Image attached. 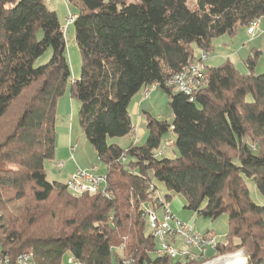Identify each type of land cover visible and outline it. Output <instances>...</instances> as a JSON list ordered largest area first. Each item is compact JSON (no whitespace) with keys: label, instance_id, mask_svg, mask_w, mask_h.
<instances>
[{"label":"trees","instance_id":"trees-1","mask_svg":"<svg viewBox=\"0 0 264 264\" xmlns=\"http://www.w3.org/2000/svg\"><path fill=\"white\" fill-rule=\"evenodd\" d=\"M66 2L76 9L80 55L69 96L79 104V127L105 167V183L75 196L66 183L46 179L57 101L70 77L64 32L45 0H0L1 254L12 262L31 252L35 264H61L65 254L81 264L200 263L155 254L145 209L159 210L179 194L198 217L227 216L218 255L243 250L247 264H264V72H255L261 51L243 61L247 72L228 60L205 65L192 101L168 86L201 53L211 54L213 39L234 37L263 18L264 0ZM48 50V61L36 65ZM152 85L167 96L171 121L146 112L143 144H109L131 133L129 104ZM167 135L174 137L173 158L157 156ZM247 179L262 205L252 200Z\"/></svg>","mask_w":264,"mask_h":264},{"label":"rangeland","instance_id":"rangeland-1","mask_svg":"<svg viewBox=\"0 0 264 264\" xmlns=\"http://www.w3.org/2000/svg\"><path fill=\"white\" fill-rule=\"evenodd\" d=\"M47 7L50 10L56 12L58 19L61 23L62 29H64L65 45H66L65 54L70 69V77L67 83L66 91L64 95L59 99L65 102L71 100L69 96V89L71 82H73L74 80H78L80 75L79 50L77 48L74 39L73 24L68 20L72 15L76 13V9L74 8L73 5L66 2V0H50V3L47 4ZM258 21L261 24L260 31L257 30L253 36H248L246 34V28H242L238 30L237 34L234 37L223 35L213 39L212 52L210 54V59L207 61L208 66L217 67L222 63H224L226 60H228L232 62L240 72H247L246 66L243 61L247 58V56L250 54V51L252 49H258L259 51H261V56L257 61L255 72L258 74L264 72V17L259 19ZM192 48L194 50L195 55H199V50L195 46H192ZM50 55L51 52L50 50H48L42 57H40L36 61L35 64L42 65L46 63L50 58ZM140 99H142L141 91L136 96V98H134V100L131 102L130 105L132 124L133 126L134 125L137 126L136 129L137 132H134V138H131L132 133L123 138H112V139L109 138L107 140L109 144L110 143L116 144L120 148H126L129 145V143L133 141L135 145L143 144L147 136L145 117L144 116H143L144 118L142 117V122L137 123V116L135 113H133V106H134L133 103ZM247 100H250V97H247ZM73 101L77 103L79 109L78 102L76 100ZM146 103L149 104L148 107H146L147 109L145 110L153 118L159 121H166V122L171 121L172 114L168 106V98L162 91L158 89L154 90L153 93L150 95L149 99L146 100ZM65 111L67 114H69L68 103L66 104ZM65 111L62 108L59 109L58 117H56L58 121L57 123L60 126L62 124ZM55 134H56L55 151H57V154L54 155L53 160L46 161L45 163V171L47 173L46 179L48 181L50 182L57 181L56 178H57V174L59 173V171L56 169L57 162L63 163V166L65 168H68L69 166L78 165L79 167L81 166L83 169L88 166L87 168L89 169V167L95 165L98 167L99 173L101 174L105 173L104 165L99 162L95 151L89 145V143L85 139V136L79 127L78 115H77L76 124L74 126L72 149L69 150L67 146L60 145L62 144L61 141L62 134L60 133L59 129L55 132ZM173 138L174 137L172 135H167L164 137V140L167 141ZM164 143L165 142L161 144L158 151H162L164 157L173 158L174 156H176L177 153L175 149L171 147H166ZM246 183L252 200L256 204L262 205L263 199L260 196L257 189L255 188L254 183L249 179L246 180ZM158 194H160V197H163L162 190H160ZM184 205H185L184 198L179 194H174L172 195L168 208L170 212L174 216H176L177 219H179L180 221L188 222L191 219V224L195 232L204 235L211 234L215 236V238L219 243L225 242V236L228 233V224H227L226 215H221L215 220H209L206 218L198 217L193 212L184 209ZM160 213H161L160 210H158V214ZM210 253H212L211 255H213L212 251H209V254ZM238 254L242 255V257L246 259V264H247V257L245 256L243 250H235L233 252L224 253L217 256H219L221 260H223L226 257H231ZM69 257L70 256L68 254H65L62 258L61 264H68L67 260ZM213 261L217 263L216 262L217 259ZM220 261L217 264H220ZM196 264H200V263H196Z\"/></svg>","mask_w":264,"mask_h":264},{"label":"built area","instance_id":"built-area-1","mask_svg":"<svg viewBox=\"0 0 264 264\" xmlns=\"http://www.w3.org/2000/svg\"><path fill=\"white\" fill-rule=\"evenodd\" d=\"M45 3L48 4L49 0H45ZM74 18L75 16L72 15L68 19L69 22H72ZM258 27V21L252 22L246 28V34L248 36H253ZM62 30L64 32V29ZM207 58L208 54L201 53L197 60L190 62L180 72L174 74L168 82V86L172 91L183 93L189 98V101H192V94L201 86L202 72L205 69V61ZM153 89H155L153 85L144 88L145 97L148 95L149 91ZM133 130L135 131V128ZM164 142L166 147L172 148V140ZM162 155V151L157 152V156ZM56 168L61 170L63 168V163L58 162ZM104 183V175L99 173L97 166H93L88 170H77L70 177L66 186L67 190L72 195L77 196L84 193L95 194L104 186ZM159 210L161 212L160 214H158V210L145 209L148 230L156 240L155 254L157 256L181 261L194 258L201 261L200 264H217L221 260L215 251L218 243L215 236L195 232L191 223L180 221L170 212L168 204L163 203ZM209 251L213 252L212 256L209 255ZM227 258L230 257L221 260L220 264ZM216 259L217 263L213 261ZM67 263L81 264L73 257H69ZM0 264H35V261L31 252H25L17 255L11 262L8 257L3 256L0 251ZM244 264H246V259Z\"/></svg>","mask_w":264,"mask_h":264},{"label":"crops","instance_id":"crops-1","mask_svg":"<svg viewBox=\"0 0 264 264\" xmlns=\"http://www.w3.org/2000/svg\"><path fill=\"white\" fill-rule=\"evenodd\" d=\"M49 3H50V0H49ZM260 22H259V27L257 28V30L260 31ZM256 30V31H257ZM255 31V32H256ZM200 54V53H199ZM199 56V55H198ZM210 59V54L208 55V58L206 59L205 61V65L208 66L207 64V61ZM232 63V62H231ZM144 89L141 90V93H142V99L134 102V106H133V113L136 114L137 116V123H140L142 122V117L144 116V113H146L147 111L145 109H147L146 107H148V104L149 103H146V100L149 99L150 95L153 93L154 90H157L156 88L153 89V90H150L148 95L145 97L144 95ZM140 92V91H139ZM139 92L132 98L131 102L134 100V98H136V96L139 94ZM131 102L129 104V114H130V105H131ZM68 103L69 105V114L66 113L65 109H66V104ZM63 109L65 112H64V118L62 120V124L61 126L58 125V121H57V118H56V123H55V132L59 129L60 130V133L62 134V137H61V141H62V144H60L61 146H67L70 149H72V139H73V132H74V126L76 124V121H77V115H78V105L77 103H75L73 101V99L69 100V101H61L60 99H58L57 101V107H56V117H58V113H59V109ZM62 116V115H61ZM144 118V117H143ZM130 119H131V123H132V117H131V114H130ZM74 122V123H73ZM133 125V124H132ZM135 128V131L133 130ZM137 129V126L134 125L133 128H132V136L131 138H134V132H137L136 131ZM130 133V134H131ZM59 142V141H58ZM134 142V141H133ZM57 154V151H55V155ZM72 157V156H71ZM58 163V162H57ZM95 165H92L91 167H93ZM88 167V166H87ZM85 167L84 169L78 165H75V166H69L68 168H65L63 166V168L61 170H57L59 171V173L57 174V178L56 180L59 181L60 183H67L70 179V177L77 171V170H87L88 168ZM89 167V169L91 168ZM87 168V169H86ZM99 170V169H98ZM45 175H46V178H47V173L45 171ZM56 181V182H57ZM160 190H162L164 192V189H162L160 187ZM176 217V216H175ZM177 218V217H176ZM188 223H191V219L188 221ZM213 234V232H212ZM212 253H210L209 255H211Z\"/></svg>","mask_w":264,"mask_h":264},{"label":"bare ground","instance_id":"bare-ground-1","mask_svg":"<svg viewBox=\"0 0 264 264\" xmlns=\"http://www.w3.org/2000/svg\"><path fill=\"white\" fill-rule=\"evenodd\" d=\"M244 262H245V259L242 258L240 254H238L235 256H231L230 258H227L222 264H244Z\"/></svg>","mask_w":264,"mask_h":264}]
</instances>
